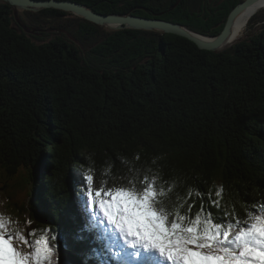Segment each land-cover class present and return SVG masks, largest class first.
I'll return each instance as SVG.
<instances>
[{
	"label": "trees",
	"instance_id": "1",
	"mask_svg": "<svg viewBox=\"0 0 264 264\" xmlns=\"http://www.w3.org/2000/svg\"><path fill=\"white\" fill-rule=\"evenodd\" d=\"M59 1L214 37L244 0ZM23 15L29 26L0 1V192L10 219L31 222L26 236L50 229L56 253L60 243L85 264L109 260L81 227L89 170L102 190L137 169L155 176L193 215L201 201L217 219L264 203V9L250 18L254 37L217 54L177 35L107 30L61 10ZM21 187L27 203L14 198Z\"/></svg>",
	"mask_w": 264,
	"mask_h": 264
},
{
	"label": "snow or ice",
	"instance_id": "2",
	"mask_svg": "<svg viewBox=\"0 0 264 264\" xmlns=\"http://www.w3.org/2000/svg\"><path fill=\"white\" fill-rule=\"evenodd\" d=\"M156 179L141 178L137 169L126 183L102 190L94 185L90 170L82 177L85 203L93 211L99 208L107 225L131 250L116 253L120 264H264V203L249 207L243 217L233 209L217 219L201 201L193 215L191 204L181 211L183 204L172 201L169 190L158 186ZM221 193L222 189L215 195ZM211 206L218 207L219 202L211 201ZM50 231L36 239L28 238L36 230L28 236L7 232L0 215V264H55L58 236Z\"/></svg>",
	"mask_w": 264,
	"mask_h": 264
},
{
	"label": "water",
	"instance_id": "3",
	"mask_svg": "<svg viewBox=\"0 0 264 264\" xmlns=\"http://www.w3.org/2000/svg\"><path fill=\"white\" fill-rule=\"evenodd\" d=\"M10 5L17 19L18 12L31 11L38 12L43 9H56L85 19L93 24L101 26L107 30H141L164 34H172L184 37L195 43L199 49L212 53H221L235 44L229 43L230 35L238 17L244 11H250L264 5V0H245L236 5L228 14L224 27L219 35L214 37H204L190 31L181 24L170 21L138 17L129 14H108L103 15L94 12L90 7L73 1L59 0H0ZM231 42V41H230ZM230 45V46H227ZM222 47V48H221ZM64 253V254H63ZM62 254L65 260L61 259ZM72 256L68 255L59 245L58 252L54 258L55 264H77Z\"/></svg>",
	"mask_w": 264,
	"mask_h": 264
},
{
	"label": "rangeland",
	"instance_id": "4",
	"mask_svg": "<svg viewBox=\"0 0 264 264\" xmlns=\"http://www.w3.org/2000/svg\"><path fill=\"white\" fill-rule=\"evenodd\" d=\"M257 11H259V10H257ZM246 14V13H245ZM253 16H255V15H253ZM253 16H250V17H253ZM17 19L19 20V21H21V22H23V23H25L26 25H28L29 26V24L25 21V16L23 15V12H18L17 13ZM250 20L251 19H249V20H245L244 21V25H243V28L245 27V29H244V32H243V34H242V36L240 37H237L236 38V43H234V44H237L238 42H240V41H249L250 40V38H252V37H254V35H256L257 33H258V28H259V26H254L253 24L252 25H249V22H250ZM245 24H246V26H245ZM242 28V29H243ZM260 30V29H259ZM57 31L56 30H51V31H49L48 33L50 34V37L52 38L53 37V34L52 33H56ZM28 34H30V33H28ZM67 35V37L70 39V40H72V38L70 37V35L69 34H66ZM242 38V39H241ZM237 39H240V40H237ZM233 41V40H232ZM19 183H20V180H19ZM5 197H4V195L2 194V192H0V215H2L4 218H5V222H6V224H7V232H12V233H15V232H20V233H22V234H27L28 233V231H29V229H30V227H31V224L29 223V221H26L25 219V221L26 222H19V221H16V220H13V219H10V216H9V214H7V213H5L4 212V209H2V204H3V199H4ZM14 198L15 199H17V200H19V202H25V203H27V202H29V197H28V192H26V189L24 190V188H19L17 191H16V193H15V196H14ZM11 229V230H10ZM115 235V237H116V241L118 240V241H120V245H119V247L120 246H122V248L123 247H126L125 245H124V243L121 241L122 239L120 238V236H119V234L118 233H115L114 234ZM34 238H37V237H35L34 236ZM18 247H20L21 248V250H23V251H28V248L27 247H25L23 244H18L17 245ZM114 248H115V246H114ZM64 254V253H63ZM62 254V256H61V259L62 260H65V257H64V255ZM68 254V253H67ZM69 255V254H68ZM73 258H71V260H72ZM74 261H75V259H73ZM77 264H81V262L79 261V260H77V261H75Z\"/></svg>",
	"mask_w": 264,
	"mask_h": 264
},
{
	"label": "bare ground",
	"instance_id": "5",
	"mask_svg": "<svg viewBox=\"0 0 264 264\" xmlns=\"http://www.w3.org/2000/svg\"><path fill=\"white\" fill-rule=\"evenodd\" d=\"M261 9H264V5L263 6H260V7H257V8H253L252 10H250V11H244L239 17H238V19H237V21H236V23H235V25H234V27H233V30H232V32H231V35H230V41H229V43H232L233 42V44L234 43H236V38L237 37H241L242 36V34H243V32H244V29H245V27L243 28V25H244V21L245 20H249L250 18H252V17H250V16H253V15H256ZM257 10H259V11H257ZM246 13V14H245ZM245 26H246V24H245ZM243 28V29H242ZM242 39V38H241ZM233 40V41H232ZM237 40H240V39H237ZM227 46H230V45H227ZM233 47V46H232ZM222 48V47H221ZM20 80V79H19ZM50 87V86H49ZM80 196V195H79ZM80 201L79 202H83L87 207H88V205L85 203V198L84 197H81V199H79ZM81 213H82V211L81 210H79ZM87 215H91V213H93V211L89 208V210L88 211H86L85 212ZM94 217V216H93ZM118 261H119V258H118ZM118 264H120V261L118 262Z\"/></svg>",
	"mask_w": 264,
	"mask_h": 264
},
{
	"label": "clouds",
	"instance_id": "6",
	"mask_svg": "<svg viewBox=\"0 0 264 264\" xmlns=\"http://www.w3.org/2000/svg\"><path fill=\"white\" fill-rule=\"evenodd\" d=\"M245 1V0H244ZM254 17V16H253ZM252 19V18H251ZM198 34V33H197ZM200 35V34H199ZM203 36V35H202ZM205 37V36H204ZM207 37H209V36H207Z\"/></svg>",
	"mask_w": 264,
	"mask_h": 264
}]
</instances>
